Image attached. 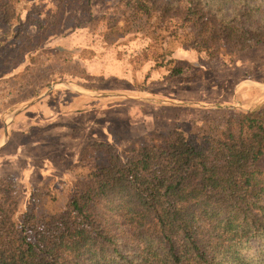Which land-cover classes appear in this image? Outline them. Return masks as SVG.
Returning a JSON list of instances; mask_svg holds the SVG:
<instances>
[{
  "label": "trees",
  "instance_id": "obj_1",
  "mask_svg": "<svg viewBox=\"0 0 264 264\" xmlns=\"http://www.w3.org/2000/svg\"><path fill=\"white\" fill-rule=\"evenodd\" d=\"M113 8L129 13L131 32L152 33L163 55L173 40L211 59L264 44V0H111ZM26 17L13 0L0 3V27L8 34L18 23L13 40ZM101 151L105 162L90 165L54 213L21 210L18 181L0 177V264H264V108L230 109L216 126L177 127L122 150L92 140L79 162Z\"/></svg>",
  "mask_w": 264,
  "mask_h": 264
},
{
  "label": "rangeland",
  "instance_id": "obj_2",
  "mask_svg": "<svg viewBox=\"0 0 264 264\" xmlns=\"http://www.w3.org/2000/svg\"><path fill=\"white\" fill-rule=\"evenodd\" d=\"M13 1L18 16H27L28 21L16 41L11 30L17 22L10 26V34L6 26L0 27V121L8 124L13 113L37 96L59 82L74 87L76 78L83 76L89 79L85 82L88 88L113 95L84 115H77L73 106L75 111L68 112L69 116L27 133V139L35 136L36 140L49 141L32 148L44 158L45 166L41 167L46 170L50 166L57 174L43 178L38 174L40 169H34L27 185L15 177L21 210L49 214L63 208L75 182L89 166L108 158L101 151L79 162L92 140L113 141L122 150L177 127L189 133L195 126H216L230 109L264 108V44L244 51L227 49L224 58L211 59L195 46L173 40L163 47L170 54L163 55L161 43L152 33L131 32L136 27L131 28L125 9L106 12L111 0ZM104 14L111 19L114 35H105L109 26L101 20ZM57 46L64 51H57ZM80 60L92 62L87 69L94 76L87 74ZM27 63L31 64L29 72L24 68ZM174 66H183L186 71L172 75ZM70 96L63 98L69 100ZM1 125L0 139L10 132ZM23 168L18 164L14 174L19 175ZM5 169L2 164L1 170Z\"/></svg>",
  "mask_w": 264,
  "mask_h": 264
},
{
  "label": "crops",
  "instance_id": "obj_3",
  "mask_svg": "<svg viewBox=\"0 0 264 264\" xmlns=\"http://www.w3.org/2000/svg\"><path fill=\"white\" fill-rule=\"evenodd\" d=\"M96 59H98V57H96ZM80 61L82 65L86 67L87 74L91 73L89 75L94 76V73L87 69V67L93 65L92 62L84 60ZM59 75L63 76L65 73L63 72V74L61 73ZM76 80L77 84L74 87L72 84H61L59 82V85H56L49 92H46L41 96H37L36 99L31 102V104H28L22 110H19L11 115V123L9 122V126H6L9 123L7 124L5 120L0 121V123L2 122L3 124L1 126H5V129L7 128L10 131L8 137L5 133L2 136L1 133L0 177L11 175L14 178L16 177L18 181H21L23 185H27L25 183L30 178L29 175L33 173L32 171H34V169H40L38 174H40V176L43 178L53 177L55 174H57L55 171H51L52 169H50V166L47 167L46 170L41 167L42 164L45 166L44 158H40V155L34 154V148H32L33 145L40 146L44 143H49V141L45 142L47 139L36 140L35 136H33L32 139H27V133L33 128L43 126L45 127V125L54 123L58 118H65L66 116H69L68 112L75 111L73 110V106L76 109L77 115H84L86 114L85 111L92 110L94 108L97 109L101 101L106 100V98L113 97V95L110 96L103 93L102 95L101 92L99 93L93 89H90L91 87L88 88V84H85V82L89 83L88 77L83 76L81 79L76 78ZM80 81L84 82V84ZM66 94H71L69 100L63 98ZM94 99L98 100L96 101L97 103L93 101ZM65 125L70 126V124ZM15 133H18L21 138L18 139V136H14ZM60 138L62 139V136ZM58 151L59 150H54L53 152ZM2 164L5 165V170H1ZM18 164H22L24 168L22 172L19 173V175H15V169L17 168ZM22 178L23 181L21 180Z\"/></svg>",
  "mask_w": 264,
  "mask_h": 264
}]
</instances>
